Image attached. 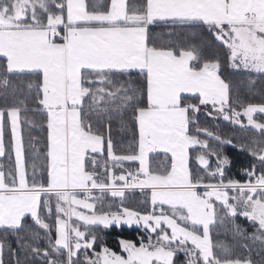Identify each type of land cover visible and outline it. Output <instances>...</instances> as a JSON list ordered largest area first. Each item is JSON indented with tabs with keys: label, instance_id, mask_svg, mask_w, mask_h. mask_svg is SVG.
Listing matches in <instances>:
<instances>
[{
	"label": "snow or ice",
	"instance_id": "snow-or-ice-1",
	"mask_svg": "<svg viewBox=\"0 0 264 264\" xmlns=\"http://www.w3.org/2000/svg\"><path fill=\"white\" fill-rule=\"evenodd\" d=\"M0 264H264V0H0Z\"/></svg>",
	"mask_w": 264,
	"mask_h": 264
},
{
	"label": "trees",
	"instance_id": "trees-1",
	"mask_svg": "<svg viewBox=\"0 0 264 264\" xmlns=\"http://www.w3.org/2000/svg\"><path fill=\"white\" fill-rule=\"evenodd\" d=\"M243 98L248 99V97H243ZM252 99L258 101L260 100V96L256 95ZM201 123L206 124L210 128L213 127V122L211 120L201 118ZM215 124L219 125L220 133L231 136L235 141L243 142L246 140L248 136L253 134V133H245L243 131H240L235 126H229L227 122H224L222 120L216 121ZM114 135H116L115 132H114ZM121 135H124V134H121ZM27 136H28V133H27V129L25 128L26 144H27ZM124 143L126 147L127 140H125ZM224 151H225V154L228 155L233 160V164H234L232 171L228 173V177L230 179L239 180L240 182H245L246 176L244 175L242 171H240V169L245 165L248 159L247 155L231 147H226ZM26 156H27V160L29 164H31L33 162V155L29 154L27 149H26ZM143 199H145V197H143L142 195L139 194V192H137L135 199L128 202V206L135 210L146 212L149 209V205L143 204L142 203ZM145 235L146 234L143 233L139 229L114 227V229L108 230V233L105 234L104 239L108 247L112 248L114 251H117L118 254H121V249L119 248L118 243H117L119 239L132 240L133 242L139 245V242L141 241L142 237H144Z\"/></svg>",
	"mask_w": 264,
	"mask_h": 264
},
{
	"label": "rangeland",
	"instance_id": "rangeland-1",
	"mask_svg": "<svg viewBox=\"0 0 264 264\" xmlns=\"http://www.w3.org/2000/svg\"><path fill=\"white\" fill-rule=\"evenodd\" d=\"M144 200H145V199L142 200V203L145 204V205H148V204L144 203ZM150 210H151V209H150V205H149V209H148V211H150ZM117 228H130V227H128V226H122V227H117ZM131 228L139 229V230H141L143 233H145V230H144L143 228H136L135 226H133V227H131ZM145 234H146V233H145Z\"/></svg>",
	"mask_w": 264,
	"mask_h": 264
}]
</instances>
